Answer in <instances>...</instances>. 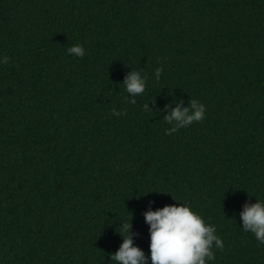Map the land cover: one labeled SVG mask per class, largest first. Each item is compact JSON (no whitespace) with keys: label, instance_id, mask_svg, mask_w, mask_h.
Returning a JSON list of instances; mask_svg holds the SVG:
<instances>
[{"label":"trees","instance_id":"obj_1","mask_svg":"<svg viewBox=\"0 0 264 264\" xmlns=\"http://www.w3.org/2000/svg\"><path fill=\"white\" fill-rule=\"evenodd\" d=\"M0 55V264H115L129 221L148 255L143 213L185 202L212 264H264L239 228L264 198V0H0ZM192 99L205 119L165 135Z\"/></svg>","mask_w":264,"mask_h":264},{"label":"clouds","instance_id":"obj_2","mask_svg":"<svg viewBox=\"0 0 264 264\" xmlns=\"http://www.w3.org/2000/svg\"><path fill=\"white\" fill-rule=\"evenodd\" d=\"M67 54L82 58L86 50L83 45L75 44L67 49ZM8 60L7 56L0 55V65L7 64ZM162 72V67L156 68V80L160 79ZM147 79L141 71L128 72L122 84L128 94L124 97L128 103L135 104L136 97L145 93ZM143 107L149 111L148 104ZM125 114L123 110L112 109L113 116ZM205 116L206 105L197 99L190 100L187 107L181 108L177 104L163 117V120L171 125L165 135L201 122ZM143 218L148 225V255L134 244L137 234L133 233L131 222H120L118 227L122 233L119 234L122 243L115 253L109 254V259L115 264H212L215 260V250L224 248L223 239L217 234L216 226L206 222L188 202L165 205L156 210L149 208L143 213ZM239 218V228L250 232L259 244L264 245V198H255V203L245 202L239 212Z\"/></svg>","mask_w":264,"mask_h":264}]
</instances>
